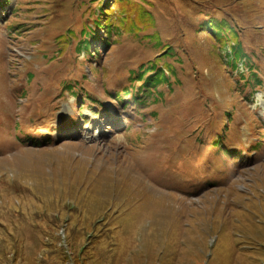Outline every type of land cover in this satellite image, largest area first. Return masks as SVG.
Instances as JSON below:
<instances>
[{"label":"rangeland","instance_id":"374dc122","mask_svg":"<svg viewBox=\"0 0 264 264\" xmlns=\"http://www.w3.org/2000/svg\"><path fill=\"white\" fill-rule=\"evenodd\" d=\"M222 17L247 64H228L231 42L213 28ZM87 26L98 38L77 51ZM165 46L172 55L158 59ZM151 62L171 89L148 90L144 108L111 96ZM80 70L99 102L81 111L59 86ZM15 123L41 143L16 140ZM239 131L250 135L227 156L208 139L236 144ZM0 141L11 146L0 144V264H264V0L0 3ZM61 168L102 197L60 201L50 182Z\"/></svg>","mask_w":264,"mask_h":264},{"label":"trees","instance_id":"16d2710c","mask_svg":"<svg viewBox=\"0 0 264 264\" xmlns=\"http://www.w3.org/2000/svg\"><path fill=\"white\" fill-rule=\"evenodd\" d=\"M6 1L7 0H0V3H2V2L6 3ZM97 14H93V16L95 17V15H97ZM92 23L96 26L97 25L101 26V19H95V20L93 19ZM85 28H86V32L83 28L78 29V34H80V35L83 34L84 39L80 38L76 42L75 48L77 51L84 50L87 52L88 50H90V48L92 47V44H93V40H91V38H93L94 40L96 38H98L97 30L92 29L91 26H87ZM213 28H215L217 30L216 34H218L222 37H225L227 40H229L231 42L230 55H227L228 64L232 68H236L237 62H239L240 60L241 61L243 60L242 62L244 64H247L246 63L247 58L245 56V52L243 50V47L240 44V41L237 37L238 33H237V30L235 29L234 25L232 23H230L225 17H222V18L215 20V23L213 24ZM110 31H114V30H110ZM212 31L213 30H211L209 33L212 34L213 36H216ZM71 34L77 35V33H71ZM109 35L110 34L106 35L105 38H109L108 37ZM150 37L152 39L155 38L154 36H150ZM233 41H234V43L232 44ZM104 46H107L106 41L104 42ZM171 49L172 48L170 46L163 47L160 50L161 53H159L160 56L158 57V59L171 56L172 55ZM97 50H98L97 48H94V54H97ZM250 66L251 65H248L249 69H250ZM28 73H30V74H29V76H26L27 81L31 78V74L33 76H35L34 72H28L27 71L26 74H28ZM131 73L134 74L132 76L133 79H131V80H137V83L136 82L132 83V88L134 87V85H137L136 89H132L131 87H129V88L127 87L123 90L111 92L110 93L111 96H113L114 98H117L119 101H122L124 99L122 94H125V95H128L129 97L133 96V99H135V101L138 102L140 93L145 92L147 94L145 96L148 97L149 96L148 92H150L148 90L157 89L160 86L161 87L165 86V87L171 89L172 83L170 82L169 72L165 73L164 70H162L160 67H157L153 62L148 63L145 66H141L136 71L131 70ZM252 76L255 79V81H254L255 85H259L260 79L258 78V76L255 74H253ZM80 77L86 78V74L84 71L80 70L79 79L76 80L75 82H71L70 80L64 79L63 82L59 83V86H60L62 92L71 93L75 97L76 96L80 97L79 102L77 104H80L81 106H83L85 104L84 103L85 100H89L93 104H96L94 102V100L91 98V95L87 91L86 87L88 85H84L82 83V80L80 79ZM241 77L243 78V76H241ZM246 80H249V79H246ZM138 81L141 83L139 84ZM74 86L79 88V90L76 91L77 93H74V91H73ZM120 91L122 92V94L120 93ZM128 92H130V93H128ZM159 94H160V92H159ZM232 116H234L233 113L228 114V117L226 118V122H228V124H229V120L232 118ZM217 125L219 126L218 121H217ZM17 127H18V125L16 124V130H17ZM21 127L23 128L22 125H21ZM220 130H221V133L223 134V133H227L229 129L226 131V130L220 128ZM15 133H16L15 139L18 141L21 140V135H25L29 138H33L32 134L28 133L25 129H21L20 126L18 127V130ZM0 144L2 147H5V146H7V148L10 147L9 146L10 144H3L1 141H0ZM13 166H15V164H13ZM65 170H70V169L61 168L58 172V173H61L59 175L60 185L56 189H53L54 181L50 182L51 187H52V189L50 188V190L53 191L54 196L56 198L60 199V201H64L65 198L70 197L73 194L85 195V196L91 197L92 199L102 197V196L98 195V193H96V192H91V191L88 192L87 190H84L83 189L84 184L79 182L80 177L78 176V178H77L75 176H72V173H63ZM70 176L72 177V179H70ZM62 182H63V184H62ZM0 192L6 193L7 188L6 187H0ZM54 234L57 237V239H60V236L56 233V231L54 232ZM61 250L64 253V248L61 247L60 251ZM73 264H79V262L76 260Z\"/></svg>","mask_w":264,"mask_h":264}]
</instances>
